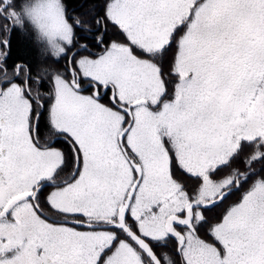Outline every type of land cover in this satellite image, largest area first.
I'll return each mask as SVG.
<instances>
[{
    "label": "snow or ice",
    "instance_id": "6c2138e0",
    "mask_svg": "<svg viewBox=\"0 0 264 264\" xmlns=\"http://www.w3.org/2000/svg\"><path fill=\"white\" fill-rule=\"evenodd\" d=\"M0 264H264V0H0Z\"/></svg>",
    "mask_w": 264,
    "mask_h": 264
}]
</instances>
